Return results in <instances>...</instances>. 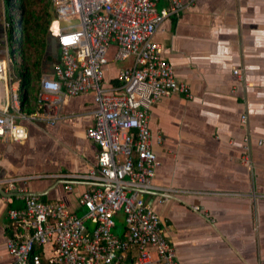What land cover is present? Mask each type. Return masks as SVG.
Returning a JSON list of instances; mask_svg holds the SVG:
<instances>
[{
    "label": "crops",
    "instance_id": "0c3cea01",
    "mask_svg": "<svg viewBox=\"0 0 264 264\" xmlns=\"http://www.w3.org/2000/svg\"><path fill=\"white\" fill-rule=\"evenodd\" d=\"M5 2L0 0V59L8 65L6 80L0 81L1 105L11 101L12 93H23L22 65L8 48ZM167 3L154 0V8L160 11ZM153 39L175 79L189 89V95L161 97L148 110L151 146L159 161L153 181L219 194L171 193L159 201L160 195L144 192V201L159 215L180 264H264V0H194L164 18ZM113 53L111 46L103 69L105 87L118 84L119 72L132 63V58L114 59ZM44 68L41 76L50 75L52 66ZM28 107L30 113L20 103L19 111L9 105L26 129L25 139H0V264L13 262L6 247L12 235L7 211L21 206L19 188L42 201H62L81 215L78 197L92 186L76 181L68 190L64 181L47 176L7 186L9 178L86 172L98 151L85 135L93 122L92 91L64 97L54 123L30 117L39 109L36 95ZM86 227L92 230L93 224L86 222ZM112 231L125 235L120 212ZM38 248L45 262L52 249Z\"/></svg>",
    "mask_w": 264,
    "mask_h": 264
},
{
    "label": "built area",
    "instance_id": "2783aa9c",
    "mask_svg": "<svg viewBox=\"0 0 264 264\" xmlns=\"http://www.w3.org/2000/svg\"><path fill=\"white\" fill-rule=\"evenodd\" d=\"M193 1L168 0L156 11L154 0H50L54 18L48 29L59 59L50 75L41 76L39 109L30 117L44 116L54 123L64 97L92 91L93 122L85 135L98 151L86 172L5 180L13 187L18 179L47 176L64 181L68 190L76 181L92 184L78 197L84 208L81 215L70 212L62 201H42L19 188L16 196L21 206L7 211L12 235L6 247L11 264H42L41 252L34 247L45 245L52 249L45 259L48 264H180L159 215L144 201L143 193L158 194L159 201L171 193L219 194L160 186L153 181L159 161L151 146L148 110L161 97L189 95L188 86L175 79L153 36L164 18L179 14ZM72 18L77 22L61 23ZM5 25L8 28L9 22ZM111 46L114 59L132 58V63L119 72L118 84L105 87L103 69ZM7 65V59H0V81L6 80ZM10 100L0 104V139L19 142L25 139L26 129L9 112L10 104L19 111L18 95L12 93ZM117 212L126 227L122 237L112 231ZM86 222L93 224L92 230Z\"/></svg>",
    "mask_w": 264,
    "mask_h": 264
},
{
    "label": "trees",
    "instance_id": "16d2710c",
    "mask_svg": "<svg viewBox=\"0 0 264 264\" xmlns=\"http://www.w3.org/2000/svg\"><path fill=\"white\" fill-rule=\"evenodd\" d=\"M16 4L19 28L18 55L22 65L20 85L23 89L19 103L20 109L30 113L32 109L28 106L31 105L35 95L37 96L41 75L46 71L44 67L52 66L59 59L58 51L55 55L45 52L47 37L51 35L48 28L54 17V11L50 0H16ZM9 6L6 1L8 40L11 43L14 21L11 18L13 9ZM34 251L40 253L38 247H34ZM42 264L48 263L42 260Z\"/></svg>",
    "mask_w": 264,
    "mask_h": 264
},
{
    "label": "rangeland",
    "instance_id": "374dc122",
    "mask_svg": "<svg viewBox=\"0 0 264 264\" xmlns=\"http://www.w3.org/2000/svg\"><path fill=\"white\" fill-rule=\"evenodd\" d=\"M9 7H10V9H13V14H12L11 18L14 21V27H15L14 33H15V35H14V40L10 44H8V48H9V51L11 52V54H13L15 57L14 62L17 63V61H18L17 58H19V55H18L19 54L18 53L19 52L18 51L19 28H18V14H17V9H16L17 8L16 0H13ZM77 20H78L77 18H72V19L65 20L61 23L67 25V24L75 23V22H77ZM55 42H56L55 38L53 36L49 35L47 37V47H46L45 52H48L52 55H55L56 51H57V49H56L57 45ZM12 49H14L13 53H12ZM15 70H16V72L19 73V68H18L17 64L15 65ZM118 221L119 220H117V222Z\"/></svg>",
    "mask_w": 264,
    "mask_h": 264
},
{
    "label": "water",
    "instance_id": "95a60500",
    "mask_svg": "<svg viewBox=\"0 0 264 264\" xmlns=\"http://www.w3.org/2000/svg\"><path fill=\"white\" fill-rule=\"evenodd\" d=\"M6 1H7L8 5H10L12 0H6ZM12 40H14V35H13V33H12V39H11V41H12Z\"/></svg>",
    "mask_w": 264,
    "mask_h": 264
},
{
    "label": "bare ground",
    "instance_id": "6f19581e",
    "mask_svg": "<svg viewBox=\"0 0 264 264\" xmlns=\"http://www.w3.org/2000/svg\"><path fill=\"white\" fill-rule=\"evenodd\" d=\"M56 25H57V23H56V22H53V25H52V26H53V27H56Z\"/></svg>",
    "mask_w": 264,
    "mask_h": 264
}]
</instances>
